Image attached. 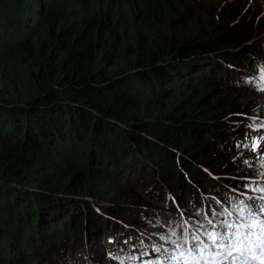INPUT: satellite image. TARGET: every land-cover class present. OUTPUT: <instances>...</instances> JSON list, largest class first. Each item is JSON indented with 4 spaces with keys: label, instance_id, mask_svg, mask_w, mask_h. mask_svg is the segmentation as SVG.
<instances>
[{
    "label": "trees",
    "instance_id": "obj_1",
    "mask_svg": "<svg viewBox=\"0 0 264 264\" xmlns=\"http://www.w3.org/2000/svg\"><path fill=\"white\" fill-rule=\"evenodd\" d=\"M242 4H229L231 17L242 15ZM167 6L0 0V264L15 260V245L18 255L39 248L52 257L90 251L87 239L108 249L109 237L123 233L96 240L104 219L91 216L86 230L83 217L84 209L93 211V196L113 199L112 186L144 190L149 202L167 190L160 179L175 177L181 207L207 211L197 191H209L213 180L201 166L228 149L230 155L242 145H233L236 134L244 133L230 103L205 105L210 87L239 86L225 75L228 64L264 65V35L251 39L238 28L233 36L227 19L226 30L205 29L198 12ZM168 29L179 39L165 38ZM239 43V51L231 49ZM153 111L159 118L148 115ZM66 204L80 216L40 221Z\"/></svg>",
    "mask_w": 264,
    "mask_h": 264
},
{
    "label": "rangeland",
    "instance_id": "obj_2",
    "mask_svg": "<svg viewBox=\"0 0 264 264\" xmlns=\"http://www.w3.org/2000/svg\"><path fill=\"white\" fill-rule=\"evenodd\" d=\"M158 1L162 2L164 6H169L170 4L172 6L173 12L180 13L182 15L194 11L198 12L201 15L199 22L205 29L212 25H217L218 27L223 26V28L225 29L224 25L227 19V23L231 24L229 25L230 27L227 29V31L234 33V35L232 34L233 36H237L238 28H240L241 30V35L251 34V39L264 35V29L261 30L264 24V0ZM233 2L243 3L242 15H232L235 18L231 17V12L233 9L231 10V7L229 5ZM226 14L227 17H225ZM238 14H241V12H239ZM242 16H247L246 20L243 21L241 19ZM168 17L169 22L166 24V28L170 27L173 15L169 13ZM175 20L179 21L180 18L177 17V19L175 18ZM245 31L247 32V34H242ZM177 34L179 33L175 32L172 34V31L168 29L164 36L166 38L172 35V39L175 40L179 39V36H177ZM255 40H257V38ZM246 43H249V41H247ZM239 44V47L231 49L239 51L244 43ZM211 64H217V62L212 61ZM224 70H226L225 75L231 77L233 80L236 79V77L234 76V71H230V69H228L227 67L226 69L224 68ZM258 75L259 74H257V76L255 77L254 82L256 84H264V80L259 79ZM223 87L224 88H219L215 85L211 86L210 88H212V94L209 98H207L205 105L213 107L217 102H219V108L225 103H230L231 106L235 107V109H233L232 115L234 117H238L234 119H239L241 123L240 127L246 130L248 135L250 134L251 136H253L259 134L260 132L264 134V91L258 89L255 91H250L245 87H236L233 90H229L231 86L228 83L224 84ZM215 97L217 99H214L212 101L211 99ZM160 104L161 106H163L164 103ZM148 115H152L151 117L153 119L159 118L156 111H153V113L149 112ZM249 120L257 124H263V128L259 129L257 127L245 125ZM232 134L235 135L234 130L232 131ZM147 136L149 135L147 134ZM241 146L242 147L239 146L236 150H232L230 152V155L228 149L226 153L222 154L223 159L217 160L215 157H213L209 159L206 166H201V169L208 172L211 178H214L216 180L218 179V182H215L216 186H223L224 188L231 189L232 191L234 189H236V191H243L245 189L255 188V185L262 186L264 184V154L257 155L255 153L256 149H252V143H250L249 139L248 142L243 143ZM230 147L231 146H229V148ZM196 148L197 146H195V149ZM261 148H264V137L262 138ZM208 150L209 148L206 144L204 147H201V151L203 153H207ZM214 151L221 154V150L219 149H216ZM176 179L177 178L173 177L171 183H163L160 179L159 181L161 182V184L164 185L167 189L166 193L161 192L160 194H158L153 192L149 197V202H147L146 198L144 197V190L139 192L138 189H115V187L112 186L111 189L113 190V199L107 198V196L99 197L95 195L93 196V199L89 201L90 205L93 207V211L84 209L83 220L85 226H88L89 218L91 216H94L93 218H96L97 214L104 220H102V223H100L101 228H97L94 231L96 240H99L102 237H109L110 233L114 229H116V227L122 229L126 228L127 231L129 230L130 232H136L137 235H140L142 237L146 235L149 236L148 238H151L154 235L159 237H169L172 231H176L178 229L177 221L175 220V214L178 215L177 217H180V214H178V206L181 199L176 195L177 187L175 185L176 181H174ZM227 179H231L230 182ZM119 184L121 185V183ZM206 184L208 186L212 185L211 182H206ZM202 190L203 188H200V190L197 192L199 194H202V196H205V198L213 195V193L211 192L205 193V191ZM259 195H261V193L257 196ZM62 196L64 198H70L69 194H62ZM163 197L166 198V201ZM69 200L71 201V199ZM186 201L187 199H185L184 202ZM77 202L81 204L82 202H84V200L82 198L81 200H79L78 198ZM98 204L99 207L97 208L96 205ZM69 205L70 204H66L65 206H56L55 209H53L54 213L52 215L47 216V214L44 213L43 216H41L43 218L40 221L60 222L63 220V218H65V215L68 212L71 215L80 216V212L74 209L71 210L69 208ZM157 211H160L161 213H158ZM193 214H197L196 209H193ZM189 220L192 221L191 219ZM104 229H106L107 233ZM122 233V241L127 242V240L129 241V238H132L131 236L126 235L125 232ZM86 244V246L90 248V251L88 252H86L85 247L82 253L78 251H68L65 255H53L54 258L50 253L42 252L39 248H37L33 253H23V255H18L17 251L14 249L16 248L15 245L11 252L15 260H13L11 264H100L108 262L109 256L106 253V250L95 247L90 243V239H87ZM108 246H110L112 249V243H108ZM93 253L95 254L93 255ZM92 255L93 257H91ZM261 259H264V257L256 258L253 264H260Z\"/></svg>",
    "mask_w": 264,
    "mask_h": 264
},
{
    "label": "snow or ice",
    "instance_id": "obj_3",
    "mask_svg": "<svg viewBox=\"0 0 264 264\" xmlns=\"http://www.w3.org/2000/svg\"><path fill=\"white\" fill-rule=\"evenodd\" d=\"M258 78L264 80V66L258 69ZM258 90L264 91V85ZM261 193L249 196L247 201L239 200L224 208L213 211L216 220L207 219V226L201 223L198 228L189 232H171V237L162 236L170 241V248L155 247L162 258L149 260L146 264H253L257 252L264 257V187L252 189ZM203 231L201 232V230ZM149 255V253H143ZM264 264V259L260 260Z\"/></svg>",
    "mask_w": 264,
    "mask_h": 264
},
{
    "label": "clouds",
    "instance_id": "obj_4",
    "mask_svg": "<svg viewBox=\"0 0 264 264\" xmlns=\"http://www.w3.org/2000/svg\"><path fill=\"white\" fill-rule=\"evenodd\" d=\"M257 62L259 64H262L261 62L256 61L253 64L248 63L247 65H242V66H235L232 64L227 65L228 68H232L230 71H234V73H235L234 76L236 77V79H234V80H235L236 84L239 85L237 87H245L246 89H249L250 91H255L260 86H262V84H256L254 82L255 81L254 79L257 76L258 69H259V67H257V64H256ZM238 77H239V80H238ZM241 84H244L247 87L244 85H241ZM239 123H240V121H239ZM245 125L250 126L251 122L247 121ZM250 137H251V140H250ZM263 137H264L263 133H260L259 136H256V135L251 136L250 134L249 135L247 134L246 130H244L243 134H240V135L236 134V138L234 139L235 141H234L233 145L237 148V144H243L245 142H248V139H249L250 143H252V149H258V148H261ZM208 175H209V177H211L209 173H208ZM212 180H213V185L210 188V190L209 191L204 190V191H205V193L211 192V193H213V195L205 198V196H202V194H199L200 199L208 206V210L206 212L197 211V214H193V210L191 212H186L181 207V203H180L178 206V214H180V217H177L178 215L173 213V214H175V220L177 221V226H178V229L176 230L177 234L182 233L185 229H187L189 232H191V231L195 230L196 228H198L201 223H203V224H205V226H207V219H213L214 222L216 220L222 219V217H219V216L213 217L211 215V213L213 211L220 212V211H223L224 208H231V205L234 202H237V201L242 200V199L245 200L246 202H248L247 201L248 196L245 193H241L240 195H238L236 189H234L232 191L231 189H226L223 186L218 187L215 184V182H218V179L216 180V179L212 178ZM227 180L230 182L231 179H227ZM199 190L200 189H198V191ZM163 193H166V192L163 191ZM163 198L166 201V198L165 197H163ZM96 206L98 208L99 204ZM206 214H207V219H205ZM188 218L191 219L192 221H190ZM195 219H199L201 221V223L195 222L194 221ZM116 230L121 232V233L125 232L126 235H129L132 238H129V241L127 240V242H124V241H122L123 237H121V235L118 238L110 237L109 244L112 243V249L110 246L108 247V249H105L106 253L109 256L108 257L109 260L107 263H100V264H136V263L137 264H146V262L149 261L148 260L149 257L153 256V252L150 253V251L146 248V246H144V244H142V242H141L142 236L137 235V234H132L129 230L127 231V229H122V228L116 227ZM202 231H203V229L201 230V232ZM144 237L148 238L149 236L146 235ZM152 237L155 239L158 238V236H156V235H154ZM169 237H171V235ZM171 238L175 239V237H171ZM161 245L164 248H170L171 247L170 241H168V240H161ZM114 247H121V253L120 254L117 253V248H114ZM143 253H149V255H143ZM158 257L162 258V256H155V257L151 258L150 260H155ZM256 258H263V257H261L259 252H257Z\"/></svg>",
    "mask_w": 264,
    "mask_h": 264
},
{
    "label": "bare ground",
    "instance_id": "obj_5",
    "mask_svg": "<svg viewBox=\"0 0 264 264\" xmlns=\"http://www.w3.org/2000/svg\"><path fill=\"white\" fill-rule=\"evenodd\" d=\"M220 66V65H219ZM226 67V66H225ZM224 74V73H223ZM241 147V145H240ZM255 153L257 155L259 154H264V148H258L255 150ZM256 187L255 188H259V187H264V184L262 186L260 185H255ZM255 188H249V189H245L243 191H237L238 195H240L241 193H245L248 197L249 196H257L258 194H260V192L258 191H253L252 189H255ZM206 210H208L206 207H205Z\"/></svg>",
    "mask_w": 264,
    "mask_h": 264
}]
</instances>
